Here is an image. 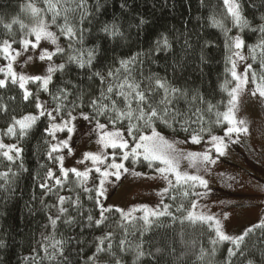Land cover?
<instances>
[{"label": "trees", "instance_id": "16d2710c", "mask_svg": "<svg viewBox=\"0 0 264 264\" xmlns=\"http://www.w3.org/2000/svg\"><path fill=\"white\" fill-rule=\"evenodd\" d=\"M237 1L251 28H258L264 23L261 19L264 17V0ZM30 3L39 9L47 7L43 0H0V45L5 40H12L15 41V47L20 46L19 41L27 29L21 30L19 24H12L11 29H6L4 24L11 23L16 18L29 25L31 19L27 15L26 6ZM75 6L73 0H68V3L61 0L57 5L61 11L65 7ZM87 7L90 14L82 25L80 9L69 13L71 23L84 29L82 42L79 33L69 41L60 34L56 25H51L64 48V52L57 53L55 59L58 63L65 64V68L55 73L49 87V111L57 106L53 95L59 89H66L71 93L64 101V109L60 113H53L57 115V120H61L60 117L67 118V111H72L73 115H78L81 111L92 115L90 101L100 96L105 85L95 76L92 79L88 77L94 71L106 75L110 69H119L121 60H128L140 53L136 63L131 66L132 75L137 80L143 79L147 83L145 78L149 76L153 79L160 77L172 86L187 91V99L179 100L178 107L193 121L196 119L193 113L200 107L199 115L203 116V126L206 129L202 133V141L210 139L207 132L209 128L212 135L226 136V129L230 125L226 121L215 123V113L228 110V92L235 83L230 71V38L239 29L233 26L222 0H87ZM42 14L51 24L52 13ZM213 17L230 29L227 35L222 29L212 25ZM141 19L145 21L143 25L140 24ZM57 23H63V16L57 17ZM113 23L119 25L123 37L113 39L101 31L105 24ZM241 33L245 41L244 51L252 65L251 74L255 72V80L260 83L259 77L264 72L261 68L264 50L256 48L252 52L251 49L264 37L259 31L249 29ZM161 35L167 36L170 48L161 45L157 50L156 41ZM90 49L96 50L92 68L80 69L75 62L68 61L70 55L81 56V53V58L86 60ZM252 56L256 59H252ZM30 86L37 90L36 83ZM197 94L216 106L211 113L206 111V104L192 99ZM34 97L36 96L25 101L23 90L18 85L10 84L8 88L0 89V105L7 108L6 112L0 111V129L4 130V140L16 142L23 149L15 163L7 161L0 152V241L3 242V246H0V264H92L91 257L96 244L109 232L113 233L114 251L121 256L123 264H133V252L120 254L116 248V242L125 236V229L127 240L132 245L143 242L144 250L153 253L161 264H225L228 249L235 250V245L223 241L213 245L212 240H218L213 226L210 227L209 223L203 221L186 219L193 209L192 204H197L202 197L196 193L206 192L200 186L171 187L164 203L165 206H170L168 210L172 215L150 217L152 224L147 232L143 231L145 225L140 219L143 215L137 214L134 216L137 219L129 222L122 220L120 212L114 209L104 214L106 219L99 227L94 224L88 226V215H92L93 220L99 218L100 206L95 202L97 199L100 201L99 177L97 174L93 175L83 186L74 174L68 175L62 186L56 185L55 180L51 183L47 181L46 172L57 165V161L49 159L47 155L51 149L47 129L53 120L40 117L23 136L20 132H16V136L6 132L13 123V117L17 119L36 113L37 100ZM74 104L77 107L74 108ZM97 118L101 123H107L105 117ZM198 127L199 125L192 124V128ZM175 128L173 131L161 125L159 130L170 138L185 141L188 133L182 131L178 124ZM108 129L112 130L111 126ZM187 142H191L190 139ZM52 156L58 155L52 153ZM21 163L23 167H20ZM128 168L137 172L153 171L147 167V162H142V158L141 162L134 163L130 160ZM4 173H7L6 179L3 178ZM42 183L48 184L51 191L42 188ZM185 191L189 195L185 196ZM60 196L68 198L62 206L59 204ZM172 197L176 199L173 200ZM60 207L66 208L67 212L60 213ZM53 219L57 221L55 226L52 225ZM56 240L64 242L63 256L57 254L55 259H50L49 255L55 251L52 244ZM45 246L48 248L47 254ZM157 249H161V252L157 253ZM201 249L206 253L202 259ZM241 250L244 255L241 257L238 253L237 257L232 258V264H247L248 260H252L253 264H264V228L255 227L245 237ZM101 259L104 264H114L108 257ZM151 259L152 257H145L141 264H149Z\"/></svg>", "mask_w": 264, "mask_h": 264}, {"label": "snow or ice", "instance_id": "6c2138e0", "mask_svg": "<svg viewBox=\"0 0 264 264\" xmlns=\"http://www.w3.org/2000/svg\"><path fill=\"white\" fill-rule=\"evenodd\" d=\"M47 5L45 9H39L33 4H28L27 9L30 10L34 23L31 27L26 25L23 21H20L16 18L12 20L11 23H5L4 27L6 29H11L12 24H19L21 30L28 28L27 32H24L19 43L21 44V49L16 50L12 48V43L8 40L2 42L0 45V53L4 54L5 59L8 60L7 70L0 69V72L4 73V78H0V89L8 88L9 85H18L20 89L23 90V99L27 101L29 97H33V92L29 91L26 85L31 81L37 84V90H43L45 92L49 91V85L52 82V74L56 71H63L65 64L61 63L59 65H53L49 63L47 67V74L44 76H28L22 73H17L13 69V62L20 57L21 55L28 53L29 48L33 50V53L37 48H40L38 54V59L40 61H52L53 56L57 53H63L64 48L60 47L58 44L57 34L53 31H50L49 28L51 25H56L59 29L61 35L67 37L69 41L73 40L78 36V33L81 37L82 42V33L84 31L83 27L77 28L74 26L69 17V13L76 11L77 9L81 10L80 14V24H83L84 19L89 15L87 0H73L75 3V8L65 7L63 11L57 7L61 3V0H56L53 3V0H43ZM64 3H68V0H64ZM224 5L226 6L227 13L230 15L233 26L238 28L240 32H243L245 29L250 31H259L264 37V23L259 25L258 28H251L250 22L243 16L242 7L236 0H223ZM123 7V5H122ZM52 13L51 24L46 22L42 13ZM63 16V23H57V17ZM264 20V17H261ZM145 21L140 20V24L143 25ZM212 25L214 27L220 28L227 35L230 29L225 28L222 21L212 18ZM108 37L113 39L117 37H123V32H121L119 25L105 24L101 29ZM30 36H34V41L29 39ZM49 41L50 43L56 45L55 51H48L46 48L40 47L41 41ZM231 47L240 50L245 46V41L241 35H235L230 38ZM15 42V41H13ZM157 50L160 49L161 45L164 48H170L171 45L168 41L167 36L161 35V38L156 41ZM71 47V44H69ZM256 48H261L264 50V38L261 39L260 43L254 46L251 51L255 52ZM83 53H81V56ZM234 56L239 57L241 61H244L246 58L241 51H234ZM81 56L70 55L68 61L75 62L78 68H92L93 61L96 58V50L90 49L87 52V59H82ZM140 53H137L136 56L131 57L128 60H121L119 69L112 70L110 69L107 74L100 71H94L88 77L92 79L93 76L99 78V81L102 85H105L101 89L100 96L90 101L91 107L93 109V114L90 115L81 111L79 113L80 117L84 121L92 123L95 120L93 125V130L99 132L98 144L103 146V149L111 148L113 149L112 162L108 164L103 170L99 165L103 164L107 159L105 152L101 151L96 154L88 152L84 154V159L79 161L84 163L86 160H90L95 167V171L99 173V189L98 195H105V182L109 176H114L118 181L121 178L123 173H130L136 177H145L146 174L143 172H137L125 167L123 162H116V151L120 150V158L122 161H128L131 157L132 161L135 162H147V167L153 169L156 172H159L162 175V178L167 180L168 185L172 188H179L180 186H189L195 188L197 186L203 187L204 189L208 188V181L200 175H190L186 171H182L180 168L181 159H185L189 162V165L196 167L201 165L208 170L212 165L216 163V159L211 155V149L204 152H183L177 145L180 143H186L190 139L192 144H200L204 139L202 133L206 131L203 126V116L199 115L201 112L200 107L196 108V112L193 115H196V119L193 121L191 118L178 107V102L181 99H187L188 93L181 88L172 86L166 79L149 76L145 78L148 82L144 83V80H137L133 75L134 65L139 58ZM33 59V55H28L27 60ZM252 59H256L255 56H252ZM229 60L232 64L231 75L235 81H237L235 87H233L229 92V101H228V110L226 112L215 113L216 121L215 123L219 124L222 121H226L230 126L227 127L225 135L228 139L232 140L233 143H239L238 139H232L233 134L237 136L240 133L247 134L249 129L247 127V122L243 119H238L236 116V109L240 104V92L242 87L248 83V72L246 71L242 76L238 75L236 72V61L229 57ZM246 68L251 70L252 65L246 64ZM261 68L264 69V57L261 59ZM123 73V75H121ZM253 78H256L255 72L252 73ZM260 83L257 84L256 90L251 93L255 96L259 92L260 97H264V72L259 77ZM225 90H227L225 86ZM38 91L34 99L38 100ZM71 93L67 92L66 89H59L57 94L53 95V100L57 101V106L51 111H48L44 108V105L37 102L35 107L39 109V115H25L21 119H16L13 117V123L7 128V134L16 136V126H19L20 135L23 136L26 134L28 129H31L37 122L40 117H46L50 120H57V115L53 113H60L65 105L64 101L67 100V97ZM14 99V98H13ZM80 99L82 101L83 94L81 93ZM193 100H199L201 104H206V111L211 113L216 107L210 102L204 100L202 95L197 94L192 97ZM105 101L107 103H105ZM79 106H82L79 105ZM77 107V105H73ZM0 111H7L6 106L0 105ZM67 119L60 117L62 123H52L50 129H48V134L55 139L56 132L68 133L67 138L60 140L58 143L51 146L50 151L47 153L49 159H55L59 163V171L63 174L62 178H55V184L58 186L63 185V181L67 179L69 172L74 173L78 178V181L81 186L89 179V173L92 171L91 168H88L85 171H79L76 168L66 169L64 167V155H58L56 157L52 156L54 152H61L64 149H67L68 153H72V148L70 146V141L72 139V134L76 131V125L73 123L77 119L73 115L72 111H67L65 113ZM105 117L107 123H101L97 117ZM195 123L199 125L198 128H192V124ZM179 125L181 130L185 133H188L185 141H177L175 138H168L162 133L160 126L163 125L165 128H171L173 131L176 130L175 126ZM119 125V127H117ZM111 126L112 130H107ZM207 132L210 136L209 143L212 144L218 156H223L226 154L227 143L225 138L212 135L211 129H207ZM6 149V150H5ZM0 150L2 151L3 156L7 161L15 163L16 158L20 157L23 149L17 147L16 145H7L3 143V140L0 139ZM10 153H14L10 154ZM162 165V166H161ZM20 167H23L22 163ZM114 171H110L113 170ZM46 176L49 179H53L55 174L48 170ZM174 177V180L172 179ZM3 178H7V173L3 174ZM155 179L156 177H148ZM42 188L48 189L51 191V188L48 184L42 183ZM206 192H198L196 195L204 196ZM184 195H189L188 191L184 192ZM90 199L92 197H89ZM65 196L59 197V204L62 206L66 201ZM175 200V197H172ZM96 204L100 206L99 218L93 220L92 215L87 216L89 222L88 226L93 224L99 227L104 223L106 217L104 216L105 211H111V209H105L103 205H100L99 199H97ZM77 204L79 201L77 200ZM196 204H192V208H196ZM170 206H164L163 211H155L152 209L144 208L142 211L144 215L140 217L143 220L145 227L143 228L144 232H147L152 224L150 217L159 218L161 216H171L172 213L169 212ZM180 210L179 208L177 209ZM117 212H120L121 219L131 222L132 220L137 219L132 216V212L124 213L121 209H116ZM137 211V209L132 210ZM60 213L67 212V209L64 207L59 208ZM226 218V217H225ZM186 219L190 221H203L209 223L211 227V222H215V234L218 237L217 239L212 240V244L216 245L219 241H231L235 245V250L232 248L228 249V259H226L225 264H232V258L243 256L244 252L241 250V244L244 242L246 236L253 231L252 228L245 230L240 236L230 237L222 231L221 222L213 215H205L204 213L196 214L194 211L188 213ZM71 223V221H66ZM57 221L52 220V225L55 226ZM123 227V224H121ZM258 227L264 228V222ZM63 241L56 240L52 244V248L55 250L52 254L49 255L50 259H55L56 255L63 256ZM0 246H3V242L0 241ZM116 248L119 250L120 254H126L129 251L134 253L133 264H141L145 257H152L149 261V264H161L160 259L157 258L150 251L146 252L143 247V242H137L135 245H132L127 240V229H125V236L116 242ZM45 253H48V248L45 246ZM157 253L161 252V249L156 250ZM213 253H215V248H213ZM206 255L203 249H201L200 258L202 259ZM102 257H108L110 260L114 261V264H123L121 256L114 251L113 243V233H106L103 237L99 239V242L96 244L95 252L93 253L91 260L92 264H104ZM247 264H253L252 260H248Z\"/></svg>", "mask_w": 264, "mask_h": 264}, {"label": "rangeland", "instance_id": "374dc122", "mask_svg": "<svg viewBox=\"0 0 264 264\" xmlns=\"http://www.w3.org/2000/svg\"><path fill=\"white\" fill-rule=\"evenodd\" d=\"M236 2L238 3L237 0ZM26 12H28V14H26L31 19L28 25L31 27L34 20L30 10L26 8ZM25 29H27V31L29 30L28 28ZM49 30L53 31L51 26ZM235 35L242 36V33L239 31L236 32ZM29 39L34 41L35 38L34 36H30ZM8 41L12 43L13 49H21V44L15 47L12 40ZM58 44L61 47L59 37ZM40 47L54 52L56 45L49 41L42 40ZM234 51H241L246 59L241 61L239 57L233 55ZM39 52L40 48H37L34 53L33 50L29 48L28 53L21 55L13 62L14 71L28 76H44L47 74L49 63L53 65L60 64L55 59L57 54L53 56L52 61H40L38 59ZM28 55H33V59L26 61ZM231 58L236 61V72L238 75L242 76L246 71L249 74L248 83L242 87L240 92V104L236 109L237 118L247 122V127L249 129L248 133H240L238 136L235 133L233 134L232 139H238L239 143H233L227 136H224L228 147L226 154L223 156H218V154H216L212 144L208 142L210 139L202 141L200 144L186 142L180 143L177 146L185 153L212 150L211 155L216 159V163L208 170H205L201 165L192 167L185 159H181L180 161V168L182 171H186L190 175H200L208 181V188L205 189L207 194L200 197L196 204V208L192 209V211L196 214L204 213L205 215L210 214L215 216L220 220L222 231L226 235L237 237L245 230L249 228L254 229L264 222V97H260L259 92H257L255 96L251 95V93L256 90V86L259 82L252 77L251 70L246 68V64L250 63L244 48L240 50L232 48ZM7 64L8 60L5 59L3 53H0V69L6 71ZM231 68L232 64L230 62V69ZM55 73L52 74V81ZM0 78H4L3 72H0ZM32 83L33 82L30 81L26 87L36 96L37 90H34L30 86ZM236 83L237 81H235L234 87ZM37 102L43 104L44 108L49 111L48 91H38ZM39 111L40 110L37 109L36 113L31 115L38 116ZM74 116L77 117V119L73 121L76 125V131L72 134V139L69 142L72 153L69 154L67 149H64L61 152H54L53 154L64 155V167L66 169L76 168L79 171H85L91 168L92 171L89 173V179L97 174L100 180L99 173L95 171L97 165H93L90 160H86L84 163H80L79 161L84 159L85 153L91 152L96 154L103 151L107 155V159L104 163L99 165L103 170L112 162L113 149H103V146L97 143L99 132L93 130V123L84 121L79 114H74ZM23 117L24 116L17 119ZM52 123H62V120L51 122L48 129H50ZM107 130L109 129H106V131ZM16 132H20L18 125L16 126ZM3 133L4 130L0 129V139L3 140L4 144L16 145L20 148V145L18 146L16 142H6ZM67 135L68 133L66 131L56 132L55 139L49 135L51 146L67 138ZM2 151L3 150H0V152ZM115 151L116 162H123L125 167L128 168L130 166V160H132L131 157L128 161H122L120 158V150L117 149ZM10 154L15 155L14 153ZM59 167L57 161L56 168L51 169L55 177L53 179L47 177L49 183L55 180V178H62L63 174L59 171ZM134 167H136V165ZM110 171H114V169ZM143 173L146 174L145 177H136L130 173H123L118 181L114 176H109L104 185L106 189L105 195L102 197L99 196L100 205H103L105 209H121L124 213L132 212V216H136L137 214L144 215L142 211L144 208L158 212L163 211L165 197L171 187L168 185L167 180L163 179L162 175L156 172L154 168L151 172ZM70 174L74 173L69 172V175ZM148 177L156 178L152 179ZM172 179L174 180V177H172ZM133 209H137V211L133 212ZM106 212L107 211H105V213ZM211 224L215 228V222L213 221ZM223 242L232 243L230 240Z\"/></svg>", "mask_w": 264, "mask_h": 264}]
</instances>
